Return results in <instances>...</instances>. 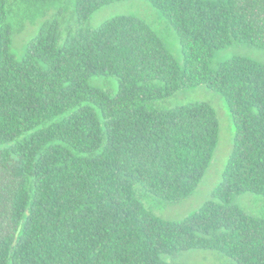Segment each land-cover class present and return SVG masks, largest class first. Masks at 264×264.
Instances as JSON below:
<instances>
[{"label": "trees", "instance_id": "16d2710c", "mask_svg": "<svg viewBox=\"0 0 264 264\" xmlns=\"http://www.w3.org/2000/svg\"><path fill=\"white\" fill-rule=\"evenodd\" d=\"M116 1L74 0L75 27L44 18L18 56L19 0H0V264H183L161 255L194 248L264 264V215L232 202L264 195V64H211L233 43L264 49V0H146L174 27L181 61L134 14L83 25ZM94 76L115 77L117 89ZM199 85L226 102L233 145L209 199L168 220L138 190L170 203L190 196L219 123L204 101L156 103Z\"/></svg>", "mask_w": 264, "mask_h": 264}, {"label": "rangeland", "instance_id": "374dc122", "mask_svg": "<svg viewBox=\"0 0 264 264\" xmlns=\"http://www.w3.org/2000/svg\"><path fill=\"white\" fill-rule=\"evenodd\" d=\"M14 6L16 16L13 26H21L15 30L12 42V47L18 56L23 54L27 41L37 34L44 18L58 16L66 33L72 30L77 23L74 0H37L35 3L29 2V0H19V3ZM125 14H134L146 20L163 38L172 54L179 61L182 60V49L174 27L169 24L158 9L146 0H121L109 3L95 10L83 25L94 29L117 15ZM235 56L249 57L264 64V49L247 43H233L217 50L211 64L216 66ZM90 82L111 91H115L118 87V82L113 76H94ZM194 101L211 104L216 111L219 123L218 144L203 179L190 196L177 203H170L144 190H138L142 195L144 206L168 220H181L187 217L209 199L212 189L221 179L235 136L233 120L223 97L204 85L182 89L172 96L158 101L156 105L168 108ZM232 202L248 213L264 215L263 194L242 192L235 195ZM161 258L168 262L183 264H237L228 256L214 249H188L170 255H161Z\"/></svg>", "mask_w": 264, "mask_h": 264}]
</instances>
